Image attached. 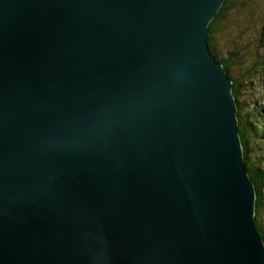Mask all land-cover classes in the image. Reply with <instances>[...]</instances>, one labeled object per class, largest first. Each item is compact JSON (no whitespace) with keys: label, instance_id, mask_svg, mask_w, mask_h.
<instances>
[{"label":"water","instance_id":"95a60500","mask_svg":"<svg viewBox=\"0 0 264 264\" xmlns=\"http://www.w3.org/2000/svg\"><path fill=\"white\" fill-rule=\"evenodd\" d=\"M224 0H0V264H264Z\"/></svg>","mask_w":264,"mask_h":264},{"label":"rangeland","instance_id":"374dc122","mask_svg":"<svg viewBox=\"0 0 264 264\" xmlns=\"http://www.w3.org/2000/svg\"><path fill=\"white\" fill-rule=\"evenodd\" d=\"M234 6H236L235 14L232 13L234 10L227 14L226 21L215 35L218 51L221 55L228 56L230 49L236 47L231 52L235 63L232 62L230 70L233 77L241 79V84L244 85L243 98L246 102L241 99L244 111L249 112L254 108H260L261 113L264 114V70L259 64L261 61L264 62V0H235ZM243 65L251 66L253 72L256 71L252 77L254 82L243 75ZM259 125L261 128L264 126L263 120L262 123L259 122ZM255 143L257 148L251 154L253 164L259 162L263 167L264 148L261 149V147L264 145V138L258 139ZM258 218L264 227V209L260 211Z\"/></svg>","mask_w":264,"mask_h":264},{"label":"trees","instance_id":"16d2710c","mask_svg":"<svg viewBox=\"0 0 264 264\" xmlns=\"http://www.w3.org/2000/svg\"><path fill=\"white\" fill-rule=\"evenodd\" d=\"M235 0H224L219 10L216 12L213 19L209 22L208 25V36L207 42L208 47L212 55L216 58L217 61L222 63L223 68L226 70L228 76L233 80L232 91L233 95L237 101V116H238V130L241 136L242 146H243V154L244 160L246 164V169L248 170L250 178L253 180L255 187H256V216H255V226L258 229L260 235L264 239V227L261 225V222L258 218L260 211L264 209V166L262 167L259 162L253 164V157L251 156L252 151L256 150L257 145H255L256 141L264 136L262 132L264 131V126L262 128L259 125V122H264V114L261 113L260 108H254L252 111L246 112L244 111L243 107V99L245 102L246 100L243 98L244 93V85L241 84V79L231 74L230 66H232L233 57L231 52L235 49H230L228 56H223L218 51V42L216 41L215 35L223 26V23L226 21V17L230 11L234 10L232 13L235 14ZM240 7H244V5H239ZM239 60H237L238 62ZM235 63V61L233 62ZM241 63V62H240ZM260 66L264 70V62H259ZM243 75L246 78L252 79L255 75L253 72V68L251 66H242ZM251 82H254L253 79ZM263 107V106H262ZM261 130V131H259ZM249 140V141H248ZM255 141V142H254ZM264 148L261 147V149Z\"/></svg>","mask_w":264,"mask_h":264},{"label":"bare ground","instance_id":"6f19581e","mask_svg":"<svg viewBox=\"0 0 264 264\" xmlns=\"http://www.w3.org/2000/svg\"><path fill=\"white\" fill-rule=\"evenodd\" d=\"M238 124H239V121H238ZM245 161V160H244ZM245 168H246V164H245ZM247 170V169H246ZM247 172H248V170H247ZM248 175H249V173H248ZM252 180V179H251ZM252 182H253V180H252ZM253 184H254V182H253ZM254 188H255V191H256V187H255V184H254Z\"/></svg>","mask_w":264,"mask_h":264}]
</instances>
